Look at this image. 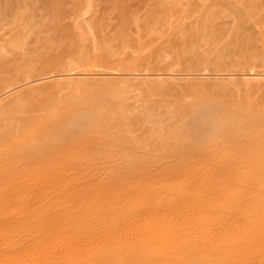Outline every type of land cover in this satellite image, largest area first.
I'll list each match as a JSON object with an SVG mask.
<instances>
[{"label":"bare ground","instance_id":"1","mask_svg":"<svg viewBox=\"0 0 264 264\" xmlns=\"http://www.w3.org/2000/svg\"><path fill=\"white\" fill-rule=\"evenodd\" d=\"M216 1L241 6V0ZM165 2L138 26V34L166 17L172 20L165 36L176 33L189 22L186 14L204 13L211 0ZM243 11L262 45L264 21L254 17V5ZM23 21H14L18 29L0 39V54L21 48ZM73 25L79 48L65 65L34 74L27 65L21 77L0 86V264L212 262L211 242L222 225L213 229L215 234L207 232L209 225L203 227L212 215L205 203L211 197H264V66L183 74L173 66L119 68V54L96 50L83 22L76 19ZM194 75L235 77L234 88L193 92L192 102L176 108L170 123L151 133L137 132L142 119L127 103L134 83L173 89L177 80ZM17 88L21 96L11 93ZM128 202L147 203L140 223L119 220L135 210ZM162 249L165 254L158 253Z\"/></svg>","mask_w":264,"mask_h":264},{"label":"rangeland","instance_id":"2","mask_svg":"<svg viewBox=\"0 0 264 264\" xmlns=\"http://www.w3.org/2000/svg\"><path fill=\"white\" fill-rule=\"evenodd\" d=\"M165 1L169 0H0V39H8L10 34L18 29L17 25L13 23L14 21L25 20L23 23L26 25L22 30L23 43L21 48L0 54V86L9 80L21 77L22 70L27 65L31 66V74L54 72L65 65L67 59L73 57L79 48L77 33L73 25L76 19H79L81 24L83 22L87 36L90 37L96 50L103 48L110 53L119 54L117 58L119 68L133 65L139 70H149L155 67L173 66L174 72L183 74L185 72L223 73L229 69H238L240 66L252 64L264 66V43L261 45L257 29L243 11L246 7L254 5V9H256L254 17L264 21V0H241V6L237 9L232 8L227 1L211 0V3H208L209 5L204 9L206 12L198 15L196 13V16L186 14L189 16L187 18L189 22L183 26V32L180 29L176 33L165 36L172 20L171 17H166L159 22L157 21V24L154 23L155 27L151 25L146 28L144 33L138 34V26L143 22L145 23V20H148L150 15L152 16L155 12L156 6ZM88 2H91V5ZM214 3L215 5H213ZM88 4L92 6L89 12H87ZM201 7L204 8L205 5L203 4ZM198 8L196 9L200 10ZM195 28H197L196 33H194L196 36H193L192 32ZM188 30L192 31L186 34ZM5 32L6 35L3 36ZM147 43L150 45L146 46ZM234 78L227 76L224 79H215L210 75L187 76L177 80L173 89H150L146 88L140 81L135 82L127 103L132 114H137L142 119V124H137V132L141 130V133H151L160 130L159 127L171 122V114L176 108L180 111L192 102L193 92L209 91L218 85L232 89L234 88ZM12 92L20 96L23 94L22 88H17ZM233 197H211L207 202L208 204L205 203L206 206H210H208L210 210L212 209V215L204 220L203 227L209 225L207 226L209 229L205 227L207 232L211 231L210 233L215 234L217 228L219 229L222 225V229L218 230L219 234L216 231V237L215 235L213 237L214 242H211L212 247L216 250L215 256L212 262L209 261L207 264H264V228H262L264 227L262 220L264 218H261V214H264V197L257 200L259 197L244 196L246 200L248 199L246 203L242 196ZM231 200L233 203L235 202L234 206ZM249 200L253 203H250ZM229 203L230 205L232 203L233 209ZM260 203L263 205L261 209H259ZM217 204L219 207L221 206L222 211L219 210ZM246 204H250V206L254 204L251 210L255 212L258 208L262 210V213L257 209L255 212L257 217H254L253 211L242 209ZM127 205H132L134 208L131 209L135 210L120 216L119 220H134L137 224L140 223L145 216V214L143 215L144 211H147L143 208L147 203L135 205L128 202ZM216 208L218 209L216 210ZM236 208L239 209L240 213L235 212ZM220 211L225 215L221 214ZM230 211L235 216L234 214L231 216ZM246 211L252 212L251 215L247 214ZM242 212L248 215H246L245 220L243 219L245 215H242ZM217 214L218 217L215 216ZM221 215L222 217H220ZM217 218H222L221 221L225 220L226 224ZM238 218H240V222H238ZM253 218L254 220L257 218L255 222L252 221ZM211 220H213V224L218 221V225L216 223L214 226ZM226 220L228 221L226 222ZM249 221L252 222L251 226H248ZM241 222L245 224L243 225ZM214 228L216 230H213ZM232 231L233 233H231ZM245 231L250 235H246ZM221 235L224 237L223 239ZM231 240L235 241L236 245ZM253 242L257 244H252ZM248 244L251 245L252 250ZM244 246L247 248H243ZM254 246H256V251ZM165 252L163 249L158 251L161 254H165Z\"/></svg>","mask_w":264,"mask_h":264}]
</instances>
